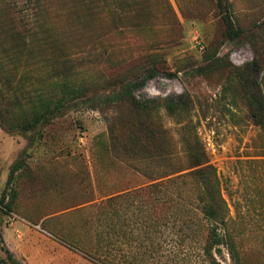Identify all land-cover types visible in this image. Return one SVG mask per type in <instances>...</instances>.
Instances as JSON below:
<instances>
[{
  "label": "rangeland",
  "instance_id": "rangeland-1",
  "mask_svg": "<svg viewBox=\"0 0 264 264\" xmlns=\"http://www.w3.org/2000/svg\"><path fill=\"white\" fill-rule=\"evenodd\" d=\"M226 1L244 30L235 39L226 36L216 0H0V91L23 75L30 92L62 80L87 90L30 131L0 125V198L8 187L13 208L0 212V230L15 257L24 264H99L74 242L100 245L94 257L105 264H236L225 246L214 250V262L205 253L209 221L188 203L190 178L181 199L164 197L173 202L154 217L143 212L141 223H134L139 202L121 207L119 223L118 209L105 204L188 173L182 138L190 135L215 168L240 264H264V130L251 117L237 72L256 53L264 56V0ZM254 77L260 87L252 94L264 98V70ZM134 80H145L135 97L183 95L188 113H138L109 100ZM166 153L171 160L150 158ZM152 168L160 175L183 170L152 179ZM5 256L1 251L0 264Z\"/></svg>",
  "mask_w": 264,
  "mask_h": 264
},
{
  "label": "trees",
  "instance_id": "trees-1",
  "mask_svg": "<svg viewBox=\"0 0 264 264\" xmlns=\"http://www.w3.org/2000/svg\"><path fill=\"white\" fill-rule=\"evenodd\" d=\"M216 2L223 11L226 36L229 39L243 36L244 30L235 24L227 1L216 0ZM12 62H14V59ZM263 70L264 56L256 53L255 58L245 67L238 69L237 72L238 77L242 82V91L250 109L251 117L255 124L264 130V98L254 96L251 91V87L253 86L260 87V82L254 77V73ZM28 80L29 78L23 75L16 85L12 86L8 92L3 93L0 91V125L7 131L26 132L41 124H47L55 117L64 114L74 105V102L85 96L87 93L86 89L83 91V88L80 87V85L77 86L74 81L70 80L53 81L52 88L42 86L38 87L35 92H30L27 88H24L26 87ZM143 81L139 82V80H134L129 82L126 84L121 94L117 96L114 95L109 100H116L117 103L118 101L124 102L133 107L138 113L156 112L160 107L164 108L170 115L182 116L188 113L189 103L183 95L167 96L159 100L135 97L133 92L142 86ZM132 137H134L133 132ZM149 138L154 140L156 138L155 133L151 131ZM133 139H135V137ZM130 143V140L125 142L128 148L133 150ZM182 143L186 155L187 167L191 169L188 173L152 182L145 187L136 188L122 197H111L112 199H108L105 204L118 209L119 223L121 207L126 206L125 208H131L134 203L139 202L141 205L137 209L138 212L135 214L137 218L134 220V223H137V221H140L139 216H141L143 212L148 210L149 214L153 216V213L156 214L158 212L159 206H169V204L173 202L161 201L164 197H167L168 199H181L183 193H185L183 191L184 186L186 185L188 187L187 178H190L193 186L190 198L193 200L188 201V203L191 207L197 209L203 214L207 221H209L207 237L204 244L205 253L209 255L214 262V250H220L221 246H225L234 262L240 264V254L234 241L233 234L228 228V210L219 190V181L215 168L210 164H206L207 157L205 151L196 136H183ZM130 154H133V152ZM150 158L153 162H156L157 158L171 160L172 156L170 153L152 154L150 155ZM22 165L23 161L15 162L12 165L7 180L8 186L13 184L15 173L22 167ZM158 170V168H152L149 177L157 179L163 176H169L173 172L183 170V168L165 170L163 175H160ZM7 192L8 187L5 188L0 198V212L5 214H9L13 211L12 201L9 199L7 200ZM122 198L129 200H134L136 198L149 199L153 201H117V199ZM152 226V224L148 225V223L141 225V227L149 229ZM140 235L141 233H137L136 236L138 237ZM71 246L83 251L85 254L84 256L93 259L97 263L105 264L97 261L94 257L95 254L102 249L100 245L93 249L92 247H80L72 242ZM1 251H4L6 255L5 258L1 259L3 264H24L20 259L15 257L13 252L6 246L0 230V252Z\"/></svg>",
  "mask_w": 264,
  "mask_h": 264
}]
</instances>
